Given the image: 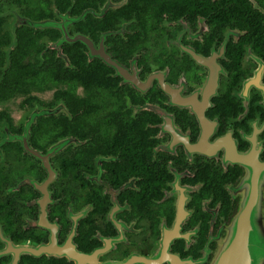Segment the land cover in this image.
I'll return each instance as SVG.
<instances>
[{
	"label": "flooded vegetation",
	"instance_id": "1",
	"mask_svg": "<svg viewBox=\"0 0 264 264\" xmlns=\"http://www.w3.org/2000/svg\"><path fill=\"white\" fill-rule=\"evenodd\" d=\"M245 190L264 0H0V264H208Z\"/></svg>",
	"mask_w": 264,
	"mask_h": 264
},
{
	"label": "water",
	"instance_id": "2",
	"mask_svg": "<svg viewBox=\"0 0 264 264\" xmlns=\"http://www.w3.org/2000/svg\"><path fill=\"white\" fill-rule=\"evenodd\" d=\"M250 174L241 179L245 187ZM236 212L220 230L217 248L208 264H264V197L238 193Z\"/></svg>",
	"mask_w": 264,
	"mask_h": 264
}]
</instances>
